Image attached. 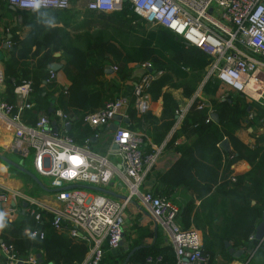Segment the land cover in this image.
<instances>
[{
  "label": "trees",
  "instance_id": "1",
  "mask_svg": "<svg viewBox=\"0 0 264 264\" xmlns=\"http://www.w3.org/2000/svg\"><path fill=\"white\" fill-rule=\"evenodd\" d=\"M6 3L4 5L7 7ZM12 12L16 14L14 22L18 23V16L21 15L20 24H28L30 30L22 38L15 32L18 24L10 31L11 44L2 61L5 83L2 95L9 101L14 100L13 87L29 81V100L34 104L24 115L30 118L29 122L36 119V113L31 110L38 109V104L49 94L52 83L45 84L42 80L48 75V63L53 58V51L58 49L68 55L63 67L70 81L65 104L77 109L88 108L83 113H75L79 123L83 122L86 112L103 104V91L93 86L97 76L104 72L109 56L113 63L121 64L119 71L123 76H127L134 65L144 61H150L154 69H162L145 88L151 99H162L160 115L156 116L150 110L137 113L132 97L127 113L129 121L124 123L145 133V146L148 145L146 137L154 144L161 143L174 124L175 110L179 105L169 88L181 87L182 94L189 97L201 81V90L205 94H213L220 83L214 76L203 80L209 55L199 47L185 43L182 37L162 25L146 32L142 30V36H136L135 41L125 44L115 37L113 25L109 29L104 27L105 22L100 18V28L77 31L70 36L66 29L70 16L63 14L62 10L16 9ZM139 17L128 2L121 10L108 16L128 29L131 28L128 23ZM50 19H61L63 26L51 25ZM27 58L31 59L33 67H30ZM240 94L242 92L230 94L223 102L212 96L205 101L194 98L179 126L173 129L165 143V147L173 146L178 156L163 171L154 169L155 164L151 168L154 175L151 192L177 204L176 220L181 228L201 231L200 247L208 256V262L217 252L228 249L226 241H230L232 246H260L257 239L249 237L264 210V146L257 142L253 145L244 142L234 133V129L250 111H253V116L249 118V124L259 123L264 118V106L255 100L245 102ZM59 96L61 98L62 95ZM210 107L213 112L216 111V119L209 117ZM191 129L195 130L191 141L174 144L178 136ZM224 137L231 146L228 151L217 144ZM259 138L264 139V133ZM239 159L248 162L250 168L244 173L234 174L231 164ZM179 187L190 190L191 196L184 201L176 200L175 192ZM195 199H199L198 204H195ZM34 223L33 215L25 210L23 217L13 221L0 237L2 241L11 243L21 257L31 251L42 252L43 259L38 264H77L84 257L87 244L66 232L54 230L48 220L42 222L41 227L45 229L42 238L29 236L25 229L33 228ZM148 252H161L163 264H175L170 245L141 246L128 260L136 264Z\"/></svg>",
  "mask_w": 264,
  "mask_h": 264
},
{
  "label": "built area",
  "instance_id": "2",
  "mask_svg": "<svg viewBox=\"0 0 264 264\" xmlns=\"http://www.w3.org/2000/svg\"><path fill=\"white\" fill-rule=\"evenodd\" d=\"M6 1L21 10H64L71 5V0H40L39 8H33L31 0ZM127 2L145 23L167 27L187 44L195 45L209 55L203 80L215 76L222 84L249 98H254L253 92L257 94L261 79L255 72L264 75V0H88L86 7L92 11H119ZM10 44L9 37L2 32L0 52ZM138 65L144 72L133 84L132 92L134 107L137 112L143 113L149 108L145 88L162 69H154L150 61ZM112 69L117 70L118 66L112 65ZM54 79L55 71L49 69L46 82ZM3 81L0 59V86ZM253 83L255 87L251 86ZM201 91L200 85L186 104L178 106L172 129L179 126L189 103L194 98H203ZM13 93L17 97L9 101L3 97L0 87V129L11 137L10 150L30 156L34 172L48 177L53 192L51 200L45 201L20 190L2 189L0 203L17 199L25 201L26 210L37 223L48 220L54 230L65 231L87 244L85 255L77 264H99L106 249L119 246L126 210L136 200L166 233L174 251L175 264H208V256L201 250L197 230L183 229L177 222V204L143 188L146 174L156 163L164 142L145 150L143 133L123 123L117 125L111 138L117 147H109L106 153L100 154L87 144L77 143L65 130L76 116L60 107L53 108L50 115L37 116L33 122L25 120V110L34 105L29 100V81L15 85ZM126 102L124 96L108 98L101 106L86 112L83 122L91 127L106 125L120 113ZM122 116L126 117V114ZM53 119L54 125L51 123ZM115 154L119 158L117 162L109 157ZM229 156L232 154L229 153ZM70 184H115L119 188L124 185L126 192L113 197L98 189L90 191L77 185L67 187ZM14 210V207L10 208L11 213ZM26 232L29 236L34 233V237L40 238L45 234L38 227L28 228ZM0 252L5 264L39 262L36 253L29 252L21 257L11 243L2 240ZM163 259L161 252H148L136 264H163Z\"/></svg>",
  "mask_w": 264,
  "mask_h": 264
},
{
  "label": "crops",
  "instance_id": "3",
  "mask_svg": "<svg viewBox=\"0 0 264 264\" xmlns=\"http://www.w3.org/2000/svg\"><path fill=\"white\" fill-rule=\"evenodd\" d=\"M87 1L85 3H80L78 0H71L70 7L62 10L63 14H67L70 16L67 18V21H66L68 22V26L66 27V29L69 30L70 36H73L74 32H77V31L79 32H82L85 30L95 31L101 26L99 24L100 23L99 18H100V20L103 19V21L105 22L104 27L109 29L111 25H113L112 32L115 34V37L117 38L118 41H121L122 43H125V44H130L133 41H135L136 36H142L143 34L142 30L146 32L150 29L155 28V26H158V25L151 26L150 24L145 23L144 20L141 17H139V18H135L131 20V22L128 23V25L131 26V28L128 29L126 28V26L121 25L120 22L112 21L108 18L110 14H114L115 12H118V11H92L86 7ZM5 3H6V0L0 1V7L2 4H5ZM6 5H7L6 8L9 9V12L10 10L11 12L14 11L10 8V6L7 3ZM50 21H51V25L63 26L61 19H58V20L50 19ZM15 24H18V28L15 30V32L21 38L24 37L30 30V27L28 24H20V18L18 17V23L12 22L10 21V19L6 20L5 22L0 21V34L2 32L3 33L5 32V35L10 37V34H11L10 31L13 28V26H15ZM107 25H110V26L107 27ZM189 45H192V44H189ZM32 48L34 49V46ZM6 50L7 49L0 52V59H1L2 67H3L2 61L4 57L7 56ZM67 57L68 55L62 49L53 51V58L48 63V71L50 69L51 63H54L55 66H57L55 69V79L51 82L52 83L51 88L48 89L49 94H47V96L43 100H41V103L38 104V109L33 108V110H31V112L36 113V118L37 116L42 115V114L50 115L53 108L55 107H60L64 111L69 112L73 115H75V113L80 114L88 110V108L87 109L86 108L77 109V108H74L73 105L65 104V99H66V94H67L66 90L68 89V86L70 83L69 79L67 78L63 70ZM27 60H29L30 62V67H33L31 59L27 58ZM106 61H107V65L104 69V72L97 76V82L95 83V86L93 87L95 89H101V91H103V102L108 98H112L115 96H124L127 102L121 108L119 114L121 116L123 114H126V118L129 121V117L127 114L128 108L131 106L132 97H134L133 92H132V87H133V84L143 74L144 69L140 65L136 64L128 71L127 76H123L120 74V71H119L121 68V64L113 63L110 56L106 59ZM112 65H117L118 69L113 70ZM203 78H204V74H203ZM42 81L45 84L48 83L46 82V77ZM263 81L264 79H261L260 80L261 83H258L261 88H262V85L264 84ZM101 83L103 87L101 86ZM253 84H251V86H253ZM200 85H202V81L196 86V88H198ZM0 87L2 89V93H4L5 91L4 81ZM93 87H89V89ZM260 87H258L259 90L256 89L257 94L255 95L256 97L254 96V98H249V96H247L244 93L240 95L243 97L245 102L255 100L264 106V88L261 89ZM169 90L172 92L174 97L177 99L179 106H183L184 104L188 102L190 96L189 97L184 96L182 94L181 87L169 88ZM201 93L203 97L201 100L203 101L209 99L212 96L213 98H217L219 102H223L225 99L229 98L230 94H236L237 91H234L230 87H227L226 85L220 82L213 94L211 93L205 94L202 91ZM88 94H90V92H88ZM13 95L16 99L17 95H15L14 93ZM59 95H62L61 98H59L60 97ZM148 99H149L148 110H150L154 115L159 116L161 113V109H162V99L160 97H158L157 99H151L149 94H148ZM133 106H134V103H133ZM49 108H51V111H49ZM27 110H25L24 115L27 114L26 113ZM249 114H252L253 116V111H250L245 118L239 121L238 126L234 129V133L241 140H243L244 142L250 145H253L254 143L257 142L260 145L264 146V139L259 138L260 135L264 133V118H262L259 123H256L255 125L254 124L251 125L249 124L248 120L252 116H249ZM123 117L125 116H122V118ZM209 117L212 119H216V111L213 112L211 107L209 108ZM24 118L27 122L31 121L30 118H27L25 116ZM122 118L121 120H119L118 124H123V123L128 122V121L127 122L123 121ZM113 122H114V119L113 121L109 122L106 125L99 126V127H91L88 124H85L84 122L79 123L78 119L76 118L69 124V128L65 127V130L75 136L74 139L77 143L81 145L87 144L90 148L93 146L94 148H96V150H93V151L100 153V154H104L107 152L109 147H112L111 138L115 130L112 127ZM138 130L141 133H143V137H144L145 133L140 129ZM172 131L173 129L171 127L170 130L165 135L164 140L162 141L164 142V147L154 165V169L156 170L163 171L167 169L178 156V153L174 150L173 146L165 147V143L167 139L170 137ZM145 132H146V129H145ZM194 136H195V130L191 129L188 132L183 133L180 136H178L174 140L175 142L174 144L177 145V144L188 143L189 141H191V139ZM146 138H147L146 141L148 142V145L146 146L143 145V148L145 150H151L155 144L151 142V139L149 137H146ZM10 141H11L10 135L5 134L4 130L0 129V190L2 189L3 190H10V189L15 190L16 189L26 194H31L35 196L36 198H38L39 200H45V201H47L48 199L51 200V195L48 196V194H49V191L52 189L48 188L46 184L42 182V180L40 179V176L34 172L32 165H31L30 156L25 157V156H22L19 151L10 150ZM230 149H231V146L229 147V150ZM225 151H228V150H225ZM2 156H6L7 158L19 163L26 169L33 172L38 177V179L42 182L43 185L39 184L38 181L35 180L33 177H31L28 173L24 172L23 170H20L16 166H13L9 162H7L5 159L2 158ZM25 160H27V162ZM112 160H115L117 162L119 161V158L116 156L115 159H112ZM25 163H27L28 165ZM231 168L234 174H241V173L246 172L250 168V165L245 160L239 159L231 164ZM147 175L149 177H147ZM153 183H154V175H153V172L150 170L146 174L143 188L151 191L153 188ZM32 186L34 188L30 189ZM37 187L40 190L39 192H43V193H37L38 192L36 191ZM108 188L109 190L116 192L113 187L110 186ZM26 190L27 191L30 190L29 192L36 191V195L32 193H28ZM175 196H176V200L184 201L185 199H187L188 196H191V191L183 189L182 187L181 188L179 187L177 191L175 192ZM22 202L23 200L17 199L16 201L0 203V212H4L6 214L5 221L7 224V226L4 229L0 230V234L4 230L9 229L13 221L20 220L23 217V213L26 210V206L23 207ZM198 203H199V199H195V204H198ZM11 207L15 208L14 212L12 213L10 212ZM260 219L261 217L258 219L257 223L260 221ZM42 222L37 223L35 221L34 227H38L45 231V229L41 227ZM27 229L28 228H26L25 231ZM58 232H61V231H58ZM62 232H65V231H62ZM197 232L201 240V231L197 230ZM253 235H254V232L252 234V238L249 237L252 240L255 239ZM1 240L2 239L0 237V241ZM229 243H230V246H232L230 241ZM137 245H139L140 247L148 246V245H152L153 247H162L164 245H170V244L168 242L167 235L163 231V229L155 222V220L150 216V214L144 208L139 206L136 203V200H134L128 205V208L126 210V219L123 222V235H122V239L120 241L119 246L114 249H106L104 257L100 264H132L131 262H129V260L125 262V258L130 252V250L134 246H137ZM233 247H235L236 249L242 250V253L240 254V256H238L237 258L233 257L227 249L226 251L217 252L213 260L208 262V264H237V263H241L244 261L246 264H264V249H262L261 247L256 248L257 246H255L254 248H247L245 247V245L233 246ZM31 252L37 253L35 251H31ZM41 254L43 258V253L41 252ZM0 264H5L4 256L1 252H0ZM16 264H30V263L19 261Z\"/></svg>",
  "mask_w": 264,
  "mask_h": 264
},
{
  "label": "water",
  "instance_id": "4",
  "mask_svg": "<svg viewBox=\"0 0 264 264\" xmlns=\"http://www.w3.org/2000/svg\"><path fill=\"white\" fill-rule=\"evenodd\" d=\"M9 6H10V8L12 10H16V8L14 6H12V5H9ZM18 17L21 19V15H19ZM56 67L57 66H55L54 63H51L50 64V69H52V70L55 71ZM49 111H51V108H49ZM121 118H122V116L119 113H117L115 115L114 122H113V126H112L114 129L117 128L118 122H119V120H121ZM122 120L125 121V122L128 121V119L126 117H123ZM51 123L54 125L55 124V120H52ZM66 128H69V124L66 125ZM54 129H55V127H54ZM219 146L222 147L224 150H229L230 145H229L228 139L226 137H224L219 142ZM116 147H117V144L116 143H112V148H116ZM2 158L5 159L10 164H12L13 166H16L20 170H23L24 172L28 173L31 177H33L35 180H37L39 184L43 185L42 182L38 179V177L33 172H31L30 170L26 169L25 167H23L19 163L15 162V161H13V160H11L9 158H7L6 156H2ZM76 185L77 186H83V187H86V186L88 187L89 186V187H92V188H95V189H98V190H101V191H105L107 193H111V194L116 195V196H121V194H119V193L113 192V191H111L109 189L102 188L100 186H91V185H85V184H70L67 187H69V186H76ZM22 205H23V207H25L26 206V202L23 201L22 202ZM253 236H254L255 239H257L258 241H260V246L259 247H261L262 249H264V210L262 212L260 221L255 226V230H254V235ZM225 244L228 247L229 253L233 257L237 258L242 253V250L241 249H236L235 247L230 246L229 241H226ZM139 247L140 246L137 245V246H134L130 250V252L128 253V255L125 258V262L128 260V258L130 257V255L135 251V249H137ZM36 256L38 257V261L41 262L42 259H43L41 252H37L36 253Z\"/></svg>",
  "mask_w": 264,
  "mask_h": 264
},
{
  "label": "rangeland",
  "instance_id": "5",
  "mask_svg": "<svg viewBox=\"0 0 264 264\" xmlns=\"http://www.w3.org/2000/svg\"><path fill=\"white\" fill-rule=\"evenodd\" d=\"M0 1H3V0H0ZM78 1L80 3H85L87 0H78ZM15 17H16V14L14 12H11V11L9 12V10L6 8V6L4 4L1 5V7H0V21L5 22L6 20H9L10 19V21L14 22L15 21ZM253 93H255V92H253ZM91 149L92 150H96V148H94L93 146L91 147ZM115 157H116L115 155H110V158L111 159H115ZM25 161L27 162V160H25ZM25 164H27V163H25ZM39 176H40V179L42 180V182L45 183L48 188H52V187L49 186V179H48V177L42 176V175H39ZM110 186L113 187L115 190L117 189V192L116 193L122 194V193L126 192V188H125L124 185L122 187H120V188H119V186L117 187L115 184H113V185L108 184L106 186H100V187L105 188V189H109L108 187H110ZM33 188L34 187L32 186L30 189H33ZM27 189H29V188H27ZM84 189L90 190V191L97 190V189H93V188H89V187H85ZM29 191L30 190H28L27 192L28 193H32V194H35V195H36V191H38L37 193H43V192H39L40 190H39L38 187L36 188V191H33V192H29ZM52 192L53 191L50 190L48 196L51 195ZM108 195H111V196L115 197V195H113L111 193H108ZM37 196H39V195H37Z\"/></svg>",
  "mask_w": 264,
  "mask_h": 264
},
{
  "label": "clouds",
  "instance_id": "6",
  "mask_svg": "<svg viewBox=\"0 0 264 264\" xmlns=\"http://www.w3.org/2000/svg\"><path fill=\"white\" fill-rule=\"evenodd\" d=\"M33 8H39L40 0H31ZM6 214L4 212H0V230L4 229L7 224L5 221ZM27 231V230H26ZM34 233L31 235L34 238Z\"/></svg>",
  "mask_w": 264,
  "mask_h": 264
},
{
  "label": "bare ground",
  "instance_id": "7",
  "mask_svg": "<svg viewBox=\"0 0 264 264\" xmlns=\"http://www.w3.org/2000/svg\"><path fill=\"white\" fill-rule=\"evenodd\" d=\"M259 72H255V75H257L258 76V78H260V79H264V75L262 74V73H259ZM252 83V82H251ZM255 84H253V86H254ZM261 92V91H260ZM254 95H256L255 93H254ZM256 97V96H255Z\"/></svg>",
  "mask_w": 264,
  "mask_h": 264
}]
</instances>
